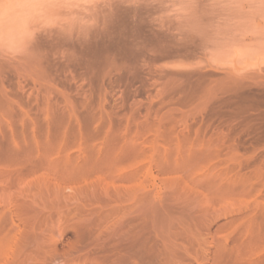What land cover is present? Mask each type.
I'll list each match as a JSON object with an SVG mask.
<instances>
[{
  "label": "rangeland",
  "instance_id": "1",
  "mask_svg": "<svg viewBox=\"0 0 264 264\" xmlns=\"http://www.w3.org/2000/svg\"><path fill=\"white\" fill-rule=\"evenodd\" d=\"M84 11L0 60V264H264V0Z\"/></svg>",
  "mask_w": 264,
  "mask_h": 264
},
{
  "label": "clouds",
  "instance_id": "2",
  "mask_svg": "<svg viewBox=\"0 0 264 264\" xmlns=\"http://www.w3.org/2000/svg\"><path fill=\"white\" fill-rule=\"evenodd\" d=\"M104 3L105 0H0V60L37 58L36 44L41 37L67 44L90 42L103 20L85 24L80 17L86 15L84 9L90 12L93 5L101 9Z\"/></svg>",
  "mask_w": 264,
  "mask_h": 264
},
{
  "label": "bare ground",
  "instance_id": "3",
  "mask_svg": "<svg viewBox=\"0 0 264 264\" xmlns=\"http://www.w3.org/2000/svg\"><path fill=\"white\" fill-rule=\"evenodd\" d=\"M11 143H12V142L10 141L9 146L15 144V143H13V144H11ZM10 144H11V145H10ZM13 146H15V145H13ZM13 146H12V147H13ZM16 147H17V146H16ZM19 149L21 150L22 148H18V150H19ZM23 149H25V148H23ZM23 149H22V150H23ZM9 150L12 151L11 149H9ZM16 150H17V149H16ZM22 150H21V151H22ZM25 151H26V150H25ZM22 152H24V151H22ZM22 152H21L22 155H24V154L27 155V151L24 152V154H23ZM14 153L16 154V151L13 152V154H14ZM44 153H45V152H44ZM44 153H42V154H44ZM15 154H14V155H15ZM18 154H19V151H18ZM21 154H20V155H21ZM42 154L40 153V158H41ZM45 154L47 155V153H45ZM45 154H44V155H45ZM11 155H12V152H11ZM44 155L42 156L43 158H44ZM46 155H45V156H46ZM18 157H19V156H18ZM20 157H21V156H20ZM23 157H24V159H26V158H25L26 156H23ZM23 157H22V158H23ZM49 157H51L50 154H49ZM64 157H65V156H64ZM64 157H63V158L61 157V158L64 159L62 162L64 163L65 167H70L71 165H73L72 158H70V156H66L65 158H64ZM27 160H29V159H27ZM27 160H26V161H27ZM42 160H43V159H42ZM42 160H41V161H42ZM46 160H48V158H47ZM46 160H45V161H46ZM41 161H40V159H39V161H37V162L39 163V162H41ZM45 161H44V162H45ZM54 162H55V161H52V160L49 161L50 164H53ZM56 162H57V161H56ZM75 162H77V161L75 160ZM35 163H36V162H35ZM47 163H48V162H47ZM77 163H78V162H77ZM36 164H37V163H36ZM55 164H56V163H55ZM78 164H80V163H78ZM81 164H83V163H81ZM75 166H76V168H77L78 165L75 164ZM75 166H74V167H75ZM82 166H83V165H82ZM74 167H72V168H73V169H76V168H74ZM63 168H64V167H63ZM65 170H66V169H65ZM69 170H70V169H69ZM7 232H8V231H7ZM13 235H14V234H12V233H10L9 235H8L7 233H5V232L0 233V240H2V241H3V240H9V241L14 240V236H15V235H14V236H13ZM10 236H11V237H10ZM12 236H13V237H12ZM10 238H11V239H10ZM12 238H13V239H12ZM0 243H1V241H0ZM2 243H3V242H2ZM10 246H11V245H10ZM3 248H4L3 245H0V254L2 253V251H4ZM2 254H3V253H2ZM23 256H24V253H23ZM0 257L2 258V256H0ZM1 258H0V259H1ZM19 258H20V257H19ZM19 261H20V260H19ZM21 263L23 264L22 261H21ZM24 263H26V261H24ZM2 264H14V262H13V263L3 262Z\"/></svg>",
  "mask_w": 264,
  "mask_h": 264
}]
</instances>
